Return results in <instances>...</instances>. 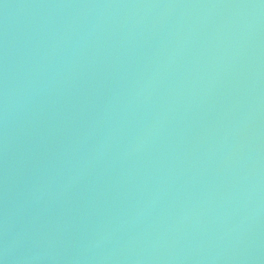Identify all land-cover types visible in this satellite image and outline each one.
<instances>
[{
  "label": "water",
  "instance_id": "1",
  "mask_svg": "<svg viewBox=\"0 0 264 264\" xmlns=\"http://www.w3.org/2000/svg\"><path fill=\"white\" fill-rule=\"evenodd\" d=\"M0 264H264V0H0Z\"/></svg>",
  "mask_w": 264,
  "mask_h": 264
}]
</instances>
